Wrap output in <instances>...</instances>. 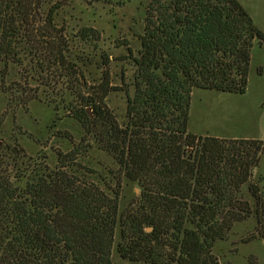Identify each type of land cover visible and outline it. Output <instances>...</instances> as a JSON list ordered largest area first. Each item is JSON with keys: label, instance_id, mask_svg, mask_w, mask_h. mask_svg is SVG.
<instances>
[{"label": "trees", "instance_id": "16d2710c", "mask_svg": "<svg viewBox=\"0 0 264 264\" xmlns=\"http://www.w3.org/2000/svg\"><path fill=\"white\" fill-rule=\"evenodd\" d=\"M62 6L0 0V96L24 107L41 97L58 102L84 132L52 163L0 139V264H218L212 249L234 224L253 216L264 236L253 178L262 142L187 128L193 90L245 92L251 47L264 35L239 2L144 0L139 50L118 59L134 71L129 84L121 71L119 85L109 56L94 53L97 30L69 34L55 22ZM90 48L98 80L84 71ZM118 92L126 102L121 122L107 104ZM93 146L116 166L106 190L79 162ZM123 182L139 192L119 214Z\"/></svg>", "mask_w": 264, "mask_h": 264}, {"label": "rangeland", "instance_id": "374dc122", "mask_svg": "<svg viewBox=\"0 0 264 264\" xmlns=\"http://www.w3.org/2000/svg\"><path fill=\"white\" fill-rule=\"evenodd\" d=\"M237 1L264 35V0ZM62 3L55 22L65 24L69 34L81 27L97 30L100 41L94 53L109 56L113 85H119L121 71H124L129 84L134 71L132 63L130 60L118 59L126 56L128 48L134 55L139 50L138 36L143 29L144 0H62ZM85 53L93 57L91 48ZM84 71L88 78L98 80L100 72L97 56L84 67ZM131 90L130 88V92ZM107 104L121 122L126 106L124 94H110ZM187 128L189 133L196 136L255 139L262 142L263 148L258 165L253 169V178L259 183L261 190L264 221L263 43L255 42L251 47L243 94L203 89L192 91ZM83 136L80 124L58 102L49 103L41 97L24 107L9 104L7 95L0 96V139L6 143H17L27 155L35 156L39 153L52 163L56 152H70ZM79 162L86 171L95 174L94 181L106 190L103 184L110 179L108 173L116 170L111 157L93 146L84 157H80ZM119 190L118 212L125 214L131 210L139 189L134 184L123 182ZM120 229L117 226L115 231L112 249L114 263L118 261L115 249ZM144 231L149 232V229L145 228ZM252 234L255 235L253 239ZM212 254L218 264H264V236L257 235L254 217L234 224L226 238L214 244Z\"/></svg>", "mask_w": 264, "mask_h": 264}, {"label": "water", "instance_id": "95a60500", "mask_svg": "<svg viewBox=\"0 0 264 264\" xmlns=\"http://www.w3.org/2000/svg\"><path fill=\"white\" fill-rule=\"evenodd\" d=\"M87 111H88V109H87Z\"/></svg>", "mask_w": 264, "mask_h": 264}]
</instances>
